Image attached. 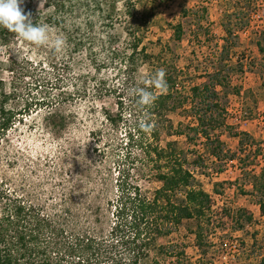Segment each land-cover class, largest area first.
Instances as JSON below:
<instances>
[{
    "label": "rangeland",
    "instance_id": "obj_1",
    "mask_svg": "<svg viewBox=\"0 0 264 264\" xmlns=\"http://www.w3.org/2000/svg\"><path fill=\"white\" fill-rule=\"evenodd\" d=\"M46 2L23 0L21 7L31 13L35 25L48 27L47 43L23 40L0 26V109L12 117L11 127L0 138V178L18 194L35 193L38 187L60 191L63 186L81 185L82 180L87 181L84 171L101 167L93 151L98 144L92 132L102 129L101 140L109 145L107 155L126 137L125 125L110 129L103 123V111H116L111 96L93 99L79 89L75 97L69 95L70 85L79 75L94 72L89 66L94 56L100 67L98 76L115 83L118 56L105 51L89 55L73 51L66 44L65 31L78 16L71 17L68 8L56 11ZM83 16L79 14L80 19ZM110 20L119 51L129 42L124 26L130 23L137 27L147 53L162 50L161 65L168 66L172 58L180 69L191 65L194 76L181 74L185 85L190 77L191 83L209 80L198 78L205 69L218 71L215 79L223 87L217 86L215 99L224 109V124L216 131L223 142L220 159L208 155L211 148L205 151L201 139L194 140L192 134L191 143L185 136L161 134L162 146L176 141L184 152L197 151L195 156L185 153L186 167L212 200L206 218L198 219L199 223L183 222L172 236L186 246L191 264H256L257 255L264 253V217L251 194L250 182L264 168V0H135L133 17L124 13ZM176 24L183 31L179 41L172 39L169 26ZM57 38L63 41L59 47L55 46ZM148 73L149 64H140L136 76L143 79ZM53 105L63 117L57 127L45 125L50 123L46 113ZM185 107L178 106L169 114L175 127L188 122ZM239 139L244 143L240 151ZM228 150L235 154L232 160ZM108 161L117 167L113 159ZM140 184L146 192L159 185L151 179ZM238 209L252 215L253 222L247 225L244 217H238ZM197 223L202 228L201 243L189 232ZM251 233H256L253 245Z\"/></svg>",
    "mask_w": 264,
    "mask_h": 264
},
{
    "label": "trees",
    "instance_id": "obj_2",
    "mask_svg": "<svg viewBox=\"0 0 264 264\" xmlns=\"http://www.w3.org/2000/svg\"><path fill=\"white\" fill-rule=\"evenodd\" d=\"M51 3L56 11L68 8L71 17L78 16L65 31L66 44L73 51L88 55L105 51L118 56L115 83L98 76L100 67L94 56L93 61L87 58L94 72L87 70L79 75L77 82L71 83L69 95L75 97L79 89L93 99L111 96L116 111H103V123L110 129L125 125L126 137L107 155L109 145L101 140L102 129L92 132L98 144L93 151L102 168L84 171L87 181L82 180L81 185L63 186L60 191L38 187L35 193L18 194L0 178V264H191L186 246L173 240L172 235L183 222L206 218L212 200L186 167L185 153L194 155L197 151L184 152L176 141L164 146L160 141L163 131L185 136L189 143L192 134L194 140L201 139L205 151L211 148L208 155L220 159L223 142L216 131L224 124V109L215 99L217 86L223 87L215 79L218 71L205 69L198 78L209 80L191 83L190 77L185 85L181 74L192 76L191 65L180 69L174 58L168 66L161 65L162 50L154 55L147 53L137 27L130 23L124 26L129 42L119 51L110 19L124 13L133 17L135 0H47L46 6ZM169 26L172 39L179 41L181 25ZM147 63L149 73L137 78L140 64ZM160 69L165 73L163 88L154 83ZM140 90L151 93L145 103L140 102ZM178 106H186L189 118L183 127L180 122L175 127L169 117ZM11 118L9 112L0 109V138L11 127ZM46 119L50 122H45L46 126L57 127L63 121L54 105ZM243 144L239 139V151ZM226 152L230 160L235 158L234 153ZM110 158L116 168L108 164ZM239 165L245 170L246 166ZM150 179L159 185L146 192L140 182ZM250 184L260 216L264 217V168L253 175ZM237 214L247 225L253 222L244 209H238ZM198 223L189 232L201 243L203 233ZM239 229H244V224ZM250 235L253 245L256 233ZM256 258V264H264V253Z\"/></svg>",
    "mask_w": 264,
    "mask_h": 264
},
{
    "label": "clouds",
    "instance_id": "obj_3",
    "mask_svg": "<svg viewBox=\"0 0 264 264\" xmlns=\"http://www.w3.org/2000/svg\"><path fill=\"white\" fill-rule=\"evenodd\" d=\"M23 0H0V26L17 34L21 39L41 45L48 42V27L46 25H35L31 19V13H25L21 5ZM63 41L59 38L55 40V46L59 47ZM164 70L160 69L156 73L154 83L163 88ZM140 102L148 101L151 93L140 90Z\"/></svg>",
    "mask_w": 264,
    "mask_h": 264
}]
</instances>
